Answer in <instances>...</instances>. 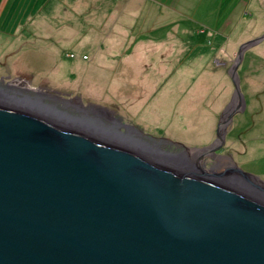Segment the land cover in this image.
<instances>
[{"label": "water", "instance_id": "obj_1", "mask_svg": "<svg viewBox=\"0 0 264 264\" xmlns=\"http://www.w3.org/2000/svg\"><path fill=\"white\" fill-rule=\"evenodd\" d=\"M263 39L239 47L216 140L182 157L50 108L21 79L0 88V264H264V179L204 165L246 106L238 67Z\"/></svg>", "mask_w": 264, "mask_h": 264}, {"label": "rangeland", "instance_id": "obj_2", "mask_svg": "<svg viewBox=\"0 0 264 264\" xmlns=\"http://www.w3.org/2000/svg\"><path fill=\"white\" fill-rule=\"evenodd\" d=\"M103 1L109 3L101 5L102 8L112 9L76 13L61 0H0L1 92L7 93L4 86L8 87L9 81L21 79L20 83L28 86L21 87L24 94L34 96L36 87L59 99L76 100L91 108L100 106L107 113L94 111L92 120L96 124L105 125L116 117L126 129H121L115 120L121 132L129 131L134 138L151 140L156 147L175 151V154L184 155V146L200 148L214 142L220 117L233 102L234 85L229 79V69L238 51L223 63L218 61V64L213 59L204 61L201 71L205 69L206 73L199 77L197 88H193L195 77L184 75L178 69L184 60L176 58L183 56L184 51L175 55L174 42L178 40L175 35L168 36L167 31L179 22L193 21V13H187V7L191 9L194 0H179L184 5L183 12H168V18L160 7L169 8L168 5L177 0ZM198 3L199 10L205 9V1L198 0ZM218 3L219 0L211 1L210 7L218 11ZM237 3L229 0L219 13ZM122 4L128 5L127 9L122 8ZM180 14L182 17L178 16ZM247 17L249 21L253 19ZM214 18L211 15L212 21ZM200 22L207 24L205 20ZM243 24L245 26L246 21ZM262 41L258 46L262 54L247 65L250 71L243 66L247 61L244 52L238 73L246 106L229 121L226 142L204 160L206 169L222 170L234 160L243 169L264 179V135L259 136L264 133V39ZM219 65L224 71L222 68L217 73L212 70ZM194 70L188 73L195 74ZM175 72L184 75L177 77L176 83ZM176 87L181 90L172 89ZM42 103L52 107L47 102ZM67 114L78 120L86 118L75 112ZM135 128L145 134L137 133ZM165 138L179 144L167 143ZM233 139L237 146L232 143Z\"/></svg>", "mask_w": 264, "mask_h": 264}, {"label": "crops", "instance_id": "obj_3", "mask_svg": "<svg viewBox=\"0 0 264 264\" xmlns=\"http://www.w3.org/2000/svg\"><path fill=\"white\" fill-rule=\"evenodd\" d=\"M102 1L103 0H61V3L66 8L70 9V11L76 13L77 12L88 13L93 11H97L101 13L104 12V10L106 9H112V8H106V9L102 8L101 5H106L109 3L108 1H103L105 3H103ZM202 1H205L207 3V4L203 3L204 5L203 7L205 9L202 10H199L198 0H194L195 3L191 7V9L186 6L187 13L189 12L193 13L192 22L188 21L187 23H182V24L179 22L177 25L171 26V28H169L167 31L168 36L170 34L175 35V37L178 40V43L174 42L175 55H179L184 51V55L183 56L179 55V58L176 59H179L181 61L184 60L183 66L185 67L187 66L189 68L195 69L193 71V73L195 74L190 73V75H193L196 78L192 85L193 88H197L196 82L199 80V77L201 75L206 73L204 71L205 69L204 70L202 69L201 71V66H203L204 61L208 62V60L213 59L216 60L218 64H219L218 61H221L223 63L226 60L231 59L232 56L236 55L240 45L244 41L254 39V37H259L264 34V0H247V1L236 0L238 1L237 6L235 7L229 6L227 9H224V12L222 14L219 12L223 9V7L226 6L229 0H219L217 6V8L219 9L218 11L216 10V7H210V2L211 1L214 2L215 0H202ZM121 6L122 8L125 7L124 9H127L128 5L125 6L124 4H122ZM168 6L170 7L167 8L166 6V9L165 6L160 7L163 11L166 12L167 18H168V12H172V13L183 12L182 6L184 5L182 3L180 4L179 0H177V3H173ZM147 8H148V4H147ZM211 15H214L215 17L213 21L210 19ZM230 15H232V17ZM248 15L253 17V19L250 20L251 22L247 19L249 18L247 17ZM89 16L90 15H88L87 17ZM178 16L182 17L181 14ZM201 20H205V23L207 24L206 25L203 24V22H200ZM245 21L246 24L244 26L243 23ZM83 43L84 42H82L81 44ZM258 44L253 45L252 47L248 48L245 51L246 52L245 59L247 61L245 62V64H243V66L246 65L247 70L251 68L250 66L249 67L247 66L249 64H252L251 60L254 61V59L257 58L258 54L260 55L262 54V51L261 52L258 51L259 48L258 46L262 45L263 41L259 42ZM189 45L192 46L188 48ZM207 62L206 64L208 66ZM193 63H198V64L197 66H195ZM219 66L220 67L218 66L213 67L212 70L213 71L215 70L217 73L219 68H222V71H224V67H222V65ZM180 67H182V65H180ZM180 67L178 69H180ZM176 74L178 73L175 72V75ZM229 79L232 83L233 81L231 77H229ZM174 82L176 83L177 81L175 80ZM247 82L249 83V80ZM230 84L228 85L231 87ZM172 89L178 91L181 90L180 87H176ZM217 90L219 91L220 87H218ZM231 128H229V131ZM263 135L264 133L260 134L259 136H263ZM232 143L234 145L236 144L235 146L238 145L237 141H235L234 139L232 140ZM262 148H264V144ZM245 149L248 151L249 149L248 146L245 147ZM214 169H218V168L214 167L212 170Z\"/></svg>", "mask_w": 264, "mask_h": 264}, {"label": "flooded vegetation", "instance_id": "obj_4", "mask_svg": "<svg viewBox=\"0 0 264 264\" xmlns=\"http://www.w3.org/2000/svg\"><path fill=\"white\" fill-rule=\"evenodd\" d=\"M23 81H21V83H22ZM21 83H19L18 85H19V87L21 88H26V87H28V86H24L25 84H21ZM6 89H8L9 91H13V92H15V90H17V89H15V88H17V87H13V88H11V89H9L8 87H6V86H4ZM39 94V96H41V98H42V100H43V102H47L48 104H50L51 106H53L54 107V105L57 107V108H60V109H62V110H67L68 112H75L76 114H78V116H86V118H90V119H92L94 116V110L90 107V105H88V106H86V105H84L83 103H80V102H78V101H76V100H73V101H70L69 99H64V98H62V99H59L56 95H54V94H52V93H49V92H41V93H39V92H37V91H35L34 92V95H38ZM81 114V115H80ZM77 116V115H76ZM96 116V115H95ZM111 116H113V115H111ZM110 117V116H109ZM108 117V118H109ZM116 117H113V119L111 120L110 119V121L109 122H113L114 120H116L117 122H119L117 119H115ZM101 119V118H100ZM102 122H104V121H102ZM105 124H106V122H105ZM120 127H121V129L123 128L124 129V127H122V125H120ZM126 129H124V131H125ZM167 147V146H166ZM168 148V147H167ZM211 161V160H210Z\"/></svg>", "mask_w": 264, "mask_h": 264}, {"label": "bare ground", "instance_id": "obj_5", "mask_svg": "<svg viewBox=\"0 0 264 264\" xmlns=\"http://www.w3.org/2000/svg\"><path fill=\"white\" fill-rule=\"evenodd\" d=\"M191 64V63H190ZM182 66L184 65V63L183 64H181ZM191 67V66H190ZM188 70H194V69H192V68H189V67H185V69H184V67H180V69H179V72H181V71H183V73H184V75H188V74H190V73H188ZM101 71V70H100ZM174 71L175 70H173V73H174ZM184 75H180V74H176L175 76H173L174 77V79L177 81V77H180V76H184ZM170 77V76H169ZM192 79H193V77H192ZM196 79V78H195ZM168 86V85H167ZM37 103V102H36ZM35 103V104H36ZM49 107V106H48ZM53 107V106H52ZM52 107H50V108H52ZM174 109V108H173ZM173 111V110H172ZM173 113V112H172ZM195 114V113H194ZM197 114V113H196ZM201 119V118H200ZM82 121H88L89 119L88 118H83L82 117V119H81ZM89 122H92L93 123V120L92 119H90L87 123H89ZM94 123H96L95 121H94ZM98 124V123H97ZM107 124V126H109V127H117L116 125H115V122H107L106 123ZM99 125H101V124H99ZM204 127H206V126H204ZM118 128V127H117ZM205 129V128H204ZM129 133V132H128ZM128 133H125V134H127L126 136H128V137H133L134 138V136L133 135H131L130 133L128 134ZM128 137H126L127 139H125L127 142L128 141H131L130 140V138H128ZM136 139H138V140H140V141H142L141 139H139V138H136ZM155 145V144H154ZM158 148H161V147H158ZM179 156H184V155H181V154H178ZM186 158H187V156H186ZM188 159V158H187ZM193 165V164H192ZM193 167L195 168V166L193 165ZM207 170V169H206ZM209 171H215V170H212V169H208ZM207 170V171H208Z\"/></svg>", "mask_w": 264, "mask_h": 264}]
</instances>
